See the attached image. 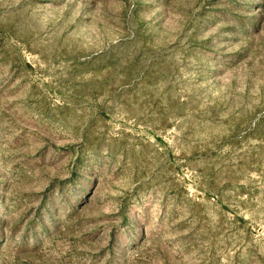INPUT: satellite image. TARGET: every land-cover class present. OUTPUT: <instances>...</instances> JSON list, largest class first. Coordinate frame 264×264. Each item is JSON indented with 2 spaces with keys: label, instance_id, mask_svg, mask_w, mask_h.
Here are the masks:
<instances>
[{
  "label": "rangeland",
  "instance_id": "374dc122",
  "mask_svg": "<svg viewBox=\"0 0 264 264\" xmlns=\"http://www.w3.org/2000/svg\"><path fill=\"white\" fill-rule=\"evenodd\" d=\"M0 264H264V0H0Z\"/></svg>",
  "mask_w": 264,
  "mask_h": 264
}]
</instances>
